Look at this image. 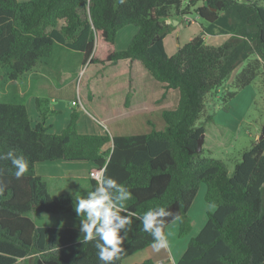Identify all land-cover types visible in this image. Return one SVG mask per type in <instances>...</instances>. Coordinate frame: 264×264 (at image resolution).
<instances>
[{
    "label": "trees",
    "instance_id": "1",
    "mask_svg": "<svg viewBox=\"0 0 264 264\" xmlns=\"http://www.w3.org/2000/svg\"><path fill=\"white\" fill-rule=\"evenodd\" d=\"M191 9L208 28L233 33L219 46L194 36L169 56L164 40L172 22L162 21ZM128 25L137 32L125 50L117 51V34ZM54 44L82 53L83 65L137 61L161 85L163 95L175 90L178 100L173 109L163 110V130L130 136L80 134L75 111L59 134H50L43 120L32 122L23 103L0 102V155L13 151L29 164L17 179L11 161L0 160V264H101L95 241L84 242L80 230L38 227L26 216L34 212L81 218L73 198H52L35 172L37 163L54 161L106 168L105 177L131 192L126 206L137 215L115 264L151 246L153 237L138 219L149 209L163 206L181 217L164 218L163 233L177 221L178 236L188 235V210L202 183L204 201L214 210L207 212L204 226L176 264H264V124L260 140L242 153L231 174L221 161L201 157L197 148L204 134L198 123L210 91L221 88L244 63L232 84L235 91L224 102L257 76L264 89V6L257 0H0V69L9 67L10 80L49 58ZM46 102L36 100L42 117L55 113L41 108ZM108 143L112 147L104 149ZM97 184L91 180L92 191Z\"/></svg>",
    "mask_w": 264,
    "mask_h": 264
},
{
    "label": "rangeland",
    "instance_id": "2",
    "mask_svg": "<svg viewBox=\"0 0 264 264\" xmlns=\"http://www.w3.org/2000/svg\"><path fill=\"white\" fill-rule=\"evenodd\" d=\"M257 2L259 5L264 6V0H257ZM173 18L177 19L179 23L174 25L172 22V27L168 29V34L164 40L165 50L170 56L175 54L178 47L185 45L194 36H203L206 39L204 41L206 45L216 46L222 37L223 40H227L233 33H226L227 31L220 27L208 28L198 18L194 9L189 10L184 16ZM185 19L194 20L196 24L184 26L182 23ZM162 23L167 25L164 20ZM232 26L234 30H237V24ZM136 28L134 25H128L118 32V44L116 47L118 51L125 50L127 47L125 42L121 44V35L124 32H128V29L132 31ZM134 34L135 32L130 33V36L128 35V42ZM61 47L54 44L52 58L51 56L47 58H51L50 62L53 63L54 68H59V74H48L54 82H61L59 84L61 87L35 86L40 81V77H37L35 72H41L42 64L44 62L48 63L46 62L48 61L47 59H42L33 69L32 82L34 84L31 91L27 94L28 97L45 98L48 103L41 104L43 110L48 109L51 111L52 106L57 108V113L48 112L44 117L40 115V122L43 120L48 132L52 131V125L56 127L58 122L64 119V115L67 114L69 116L72 111L78 113L79 119L86 121H91L85 118L86 116L84 115H87L86 111L93 116V122L91 123H93L94 131H88L90 134H99L101 132L109 136H130L147 134L151 130L161 131L164 129L165 124L162 112L175 107L178 100L177 91L168 90L163 95L164 91L161 85L146 73L137 61H134L135 66L131 70L129 69V61L107 64L104 69H100L98 65L88 67V63L82 64V53ZM62 59L63 61H61ZM250 59L253 60L254 57L251 56ZM245 64L234 70L221 88L212 90L207 94L203 116L198 123L204 127V140L199 150L200 156L221 161L226 166L228 174L232 173L235 164L240 161L242 153L260 140L259 136L264 124V89L261 76H257L251 86L238 91L235 96L224 102L227 93L235 91L232 86L233 81ZM48 65L50 66V64ZM60 73H64V75L60 77ZM9 74V67L0 69V102H20L25 105V100H21L16 95L17 90H15L14 86L16 80H10ZM26 75L21 77L22 79H18V86L25 85ZM131 80L136 81V86L139 87L140 91H143L141 93L142 98L135 102L130 99ZM115 81L117 82L113 85L114 89H111L110 84ZM103 86L106 87L104 93L111 91L119 102L118 108H114V111H116L114 115L105 122H102V117L95 114L84 101L86 94L89 93L95 99L93 103L98 104L103 95ZM41 90H43V93H40L42 92ZM78 94H80V98L77 96ZM71 102H75L77 105L73 106ZM138 103L140 106L147 105V108L135 110L130 108L135 104L138 105ZM207 117H211L210 122L206 121ZM204 194L205 184L202 183L192 202L191 210L188 212L191 223H198L202 217H205L206 222L207 212L214 210V207L204 201ZM35 215L53 217L49 214L34 212L27 214L31 220L35 218ZM40 227L51 226L44 225Z\"/></svg>",
    "mask_w": 264,
    "mask_h": 264
},
{
    "label": "crops",
    "instance_id": "3",
    "mask_svg": "<svg viewBox=\"0 0 264 264\" xmlns=\"http://www.w3.org/2000/svg\"><path fill=\"white\" fill-rule=\"evenodd\" d=\"M18 2H27L30 0H17ZM173 24L178 25L179 21L173 19ZM136 33L137 28L133 29L132 31L128 29V32H124L123 35H121V44L124 42L126 43V46H128V37L130 36V33ZM129 35V36H128ZM204 39V37L202 36ZM190 40V39H189ZM206 41V39H204ZM225 40H223V37L221 40L218 41V45L222 44ZM118 44V34L116 37V43L115 48ZM59 45V44H57ZM61 46V45H60ZM65 48L64 46H62ZM61 47V48H62ZM127 48V47H126ZM117 50V48H116ZM118 51V50H117ZM123 51V50H121ZM170 56V55H169ZM52 58V56H51ZM50 59H47L48 63L42 64V70L41 72H38L37 77H40V81L35 84V86L38 87H45V86H60L61 82H54L51 77H49L48 73H57L59 74V68H54L53 63L50 62ZM63 61V59L61 60ZM50 64V66L48 65ZM91 65H88V67ZM134 62H130L129 69L131 70L134 68ZM105 66H100V69H104ZM99 69V70H100ZM47 70V71H45ZM34 70H32L28 75L25 76L26 83L25 85H17L19 80H16L14 86L15 90H17L16 95L21 100H25V106L27 108V111L31 117V120L33 123H39L40 122V113L36 109V100L37 99H45V98H39V97H28L27 94L31 91L32 85L34 84L32 82L33 79ZM64 73H60V77H62ZM22 79V78H21ZM38 81V79H37ZM117 81L110 84L111 89H114V86ZM130 91L129 93L131 96V100L135 102L138 101L140 98H142L141 93L143 91H140L139 87L136 86L137 82L134 80L130 81ZM106 87L103 86V95L101 96L100 100L98 101V104L93 103L95 100L93 97L90 96V94H86L84 101L89 106V108L92 109V111L97 114L98 116L102 117V122H105L106 120L110 119L116 111H114V108H118L119 102L118 99L114 96V93L109 91L108 93H104V89ZM43 93V90H41ZM80 98V94L77 95ZM47 101V100H46ZM97 102V101H96ZM48 103V101H47ZM72 103V102H71ZM35 105V108H34ZM116 105V106H115ZM136 105V104H135ZM131 106L133 110L138 108H147V105H136ZM57 108L55 106H52L51 111H54L57 113ZM117 110V109H116ZM128 112V111H125ZM87 115L85 118L86 121L78 118L77 121V131L80 134H90L88 131H94L93 130V116L90 115L89 112L86 111ZM104 117V118H103ZM70 118L67 116V114L64 115V119L60 122H58V125L51 126V132H48L50 134H59L68 124ZM103 134V133H99ZM112 147L111 143H108L104 146V149H110ZM96 169L94 165L90 162H65V161H54V162H42L37 163L35 165V172L37 175L40 176V178L46 183L48 194L52 197H58L60 195H70L74 203L76 204V198L77 195L80 196H86L88 192L92 191L91 189V178L89 177V173ZM192 205V204H191ZM191 210V206L188 210V212ZM28 214V213H27ZM26 214V216H27ZM53 216V215H50ZM28 217V216H27ZM80 220L81 218H73L68 215L64 216H53V217H47V216H36L32 219V222L40 227L44 225H48L54 228H73V229H80ZM205 223V217L200 218L199 222H193L191 223V231L189 235L179 238L178 237V222L174 221L172 224H170L164 231V236L167 239L168 246L166 248H161L159 251L154 250L151 246L136 252L135 254L131 255L130 257L124 259L121 264H138L142 263L145 260H152L155 264H176L181 256L183 255L189 241L195 237L198 232L202 229ZM16 264H23L22 261H18Z\"/></svg>",
    "mask_w": 264,
    "mask_h": 264
},
{
    "label": "clouds",
    "instance_id": "4",
    "mask_svg": "<svg viewBox=\"0 0 264 264\" xmlns=\"http://www.w3.org/2000/svg\"><path fill=\"white\" fill-rule=\"evenodd\" d=\"M5 159L10 160L16 169L14 175L17 179L28 172L29 164L23 156H16L13 151H8L0 155V160ZM105 171L106 168L101 169L98 184L93 191L88 192L86 196L77 195L74 211L81 217L79 230L83 234V241H95L94 246L101 264H115L124 251L122 245L131 228L132 217L137 214L130 212L126 206V202L133 198L131 192L123 184L105 177ZM2 191L3 188L0 187V192ZM170 216L181 220L178 214L174 215L163 206L149 209L138 217L142 222L143 231L153 237L151 247L156 251L168 246L163 228L166 223L164 218Z\"/></svg>",
    "mask_w": 264,
    "mask_h": 264
},
{
    "label": "built area",
    "instance_id": "5",
    "mask_svg": "<svg viewBox=\"0 0 264 264\" xmlns=\"http://www.w3.org/2000/svg\"><path fill=\"white\" fill-rule=\"evenodd\" d=\"M172 21L171 20H169V19H167V20H165V23L168 25V24H170ZM184 26H186V25H195L196 24V22L194 21V20H191V19H185L184 21H183V23H182ZM72 105L73 106H76L77 104L75 103V102H72ZM103 169V168H102ZM100 171H101V169H94L93 171H91L90 173H89V177L92 179V180H94V181H96V182H98V174L100 173Z\"/></svg>",
    "mask_w": 264,
    "mask_h": 264
},
{
    "label": "water",
    "instance_id": "6",
    "mask_svg": "<svg viewBox=\"0 0 264 264\" xmlns=\"http://www.w3.org/2000/svg\"><path fill=\"white\" fill-rule=\"evenodd\" d=\"M176 25V24H175ZM203 140H204V134H202L198 140V150H200L201 146H202V143H203Z\"/></svg>",
    "mask_w": 264,
    "mask_h": 264
}]
</instances>
